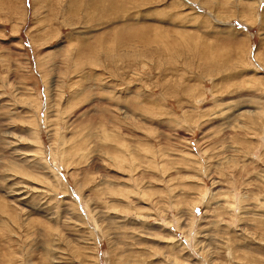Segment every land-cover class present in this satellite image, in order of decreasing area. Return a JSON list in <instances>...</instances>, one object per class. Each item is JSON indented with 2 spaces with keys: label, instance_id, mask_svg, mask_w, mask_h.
Returning <instances> with one entry per match:
<instances>
[{
  "label": "rangeland",
  "instance_id": "374dc122",
  "mask_svg": "<svg viewBox=\"0 0 264 264\" xmlns=\"http://www.w3.org/2000/svg\"><path fill=\"white\" fill-rule=\"evenodd\" d=\"M0 264H264V0H0Z\"/></svg>",
  "mask_w": 264,
  "mask_h": 264
}]
</instances>
